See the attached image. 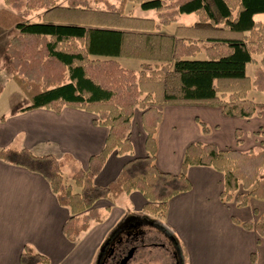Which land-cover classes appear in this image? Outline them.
<instances>
[{"label":"trees","instance_id":"16d2710c","mask_svg":"<svg viewBox=\"0 0 264 264\" xmlns=\"http://www.w3.org/2000/svg\"><path fill=\"white\" fill-rule=\"evenodd\" d=\"M1 1L0 28L16 31L5 53L11 79L29 100L23 111L80 109L95 115L94 123L108 130L87 170L77 167L66 178L63 167L69 158L57 161L25 149L0 150L1 160L48 182L58 204L69 211L62 231L70 242L91 222H102L104 215L94 208L101 199L111 202L137 191L146 202L142 213L161 218L168 201L190 189L185 178L189 166H208L222 174L223 203L234 201L245 208L250 199L264 201V148L240 152L192 143L180 176L160 173L154 165L159 108H218L223 116L239 119L264 110L263 104L248 98L252 89L264 93V23L253 20L264 14V0H95L103 8L92 6L91 0ZM128 3L153 11L155 18L127 12ZM33 13H40L36 22L28 20ZM188 14L196 17L192 25L177 26L171 35L159 31ZM198 54L204 58L196 59ZM120 58L140 62L139 69L123 68ZM248 64L255 66L252 76L246 74ZM2 90L0 84V94ZM136 110L141 111L147 156L126 164L106 187L96 186L94 177L111 153H132L129 134ZM197 122L204 134L210 132ZM235 135L240 138L241 132ZM233 222L264 239V214L254 223ZM20 263L50 264L27 247Z\"/></svg>","mask_w":264,"mask_h":264},{"label":"crops","instance_id":"0c3cea01","mask_svg":"<svg viewBox=\"0 0 264 264\" xmlns=\"http://www.w3.org/2000/svg\"><path fill=\"white\" fill-rule=\"evenodd\" d=\"M3 8L4 4L0 5ZM253 20L264 23V14L254 15ZM194 22L186 16L182 26ZM11 90L20 103L10 98L1 108L0 150L25 149L35 157L51 156L57 161L69 158L63 167L64 178L77 167L86 171L89 159L101 152L108 134L107 128L94 123L95 115L71 107H63L59 113L44 108L23 111L29 100L20 89L18 92L12 86ZM4 91L3 87L0 99ZM159 110L162 119L155 133L154 165L160 173L180 176L185 150L192 143L240 152L264 148V110L250 119L225 117L220 109L203 106L174 105ZM198 120L209 127L208 134L201 131ZM236 130L241 132L240 138ZM246 132L250 133L249 140ZM145 139L141 111L136 110L129 134L132 153H111L95 175L94 184L106 187L126 164L146 157ZM185 178L190 189L172 197L161 218L142 213L146 202L137 191L111 202L101 199L94 208L104 215L102 222H91L76 241L70 242L62 231L69 211L58 204L48 182L37 173L0 159V264H21L25 247L47 257L50 264L57 258H65L63 264H99L112 236L139 229L152 235L150 228L159 229V243L174 245V253L169 251L173 264H264V239L233 222H256L264 214V201L251 213L243 211L253 199L245 208L237 207L234 201L223 203L222 174L208 166H189ZM124 197L126 200L118 203ZM125 220L131 227L123 225ZM136 221L138 225H134Z\"/></svg>","mask_w":264,"mask_h":264},{"label":"rangeland","instance_id":"374dc122","mask_svg":"<svg viewBox=\"0 0 264 264\" xmlns=\"http://www.w3.org/2000/svg\"><path fill=\"white\" fill-rule=\"evenodd\" d=\"M109 1H111L113 3H117L118 0H109ZM0 5L3 6V3L1 0H0ZM91 5L95 6L96 8H103L104 7L101 3H95V0H91ZM126 11L129 13H132L135 16L155 18V14L153 11H143L140 9V7L138 5H135L132 3L127 4ZM39 14L40 13H33V14L29 15L28 20L31 22H36L39 18ZM186 16H188V18H190V20H192V21L196 20V17L194 14L193 15L192 14L191 15H180L175 23H172L166 27H161L159 31L163 34H170L172 32L174 33L175 28L177 26H182L185 23ZM14 34H16L15 29L4 30V29L0 28V83L5 89L4 94L0 99V113H1V108L4 105V102L6 101V104H8L7 101H9L10 98L14 101V103H17V102L20 103V100L15 99L16 96L13 94V91H12L13 88L11 90L12 86H14L17 91L19 90V88L15 85V83L12 82V80H10L11 70L9 68L7 55L5 53V47L8 43V41L10 40V38ZM203 58L204 57L202 54H198L196 56V59H199V60H202ZM117 61L125 69L134 70V71H137L139 69L140 62H138L136 60L120 58V59H117ZM254 69H255V66L253 64H248L246 66V70H245L246 74L248 76H252ZM23 98H25V97H23ZM248 98L252 99L253 101H255L259 104L264 105V93H261V92H258L256 90L252 89L248 93ZM245 137L249 140L250 133L246 132ZM247 139H246V141H247ZM123 200L124 201L126 200L125 197L123 199L119 200L118 203H122ZM261 204H262V201H259V200L257 201L256 199H253L249 208H247V210H245L243 212H248V210H249L251 213L254 207L261 208V206H262ZM152 231H153L152 236H156V238L158 239L157 242H160V240L162 241V235H160L158 230L152 229ZM146 241L148 242L150 240H146ZM159 244H161V243H159ZM162 244H164V247L168 251L174 253L175 248H174V245L172 243H170V242L166 243L165 241H163ZM64 259L65 258H63V260L62 259L60 260L57 258V259L53 260V264H63ZM118 259L119 258L117 256V254H114L112 256V258H110L109 264H117ZM55 261H57V262H55ZM128 264H170V262L168 261V258L166 257V255L163 254L161 251H159L158 249H155V248H153V249L149 248V249H144V251L141 250V251L135 252L132 259L129 261Z\"/></svg>","mask_w":264,"mask_h":264},{"label":"flooded vegetation","instance_id":"af4514ba","mask_svg":"<svg viewBox=\"0 0 264 264\" xmlns=\"http://www.w3.org/2000/svg\"><path fill=\"white\" fill-rule=\"evenodd\" d=\"M124 222L123 225L128 226V228L131 227L130 223L127 220H125ZM134 225H138L137 221L134 223ZM152 229L158 230V232L160 233L159 229L150 228L151 232H153ZM149 233L150 232L147 233L143 231V229H139L137 231L112 236L109 245L106 247V249L102 251L99 264H109V260L114 254H117L119 258L117 262L118 264L120 260H122L127 255L129 250L133 247H143L146 245L148 246L153 244H159V242L156 241V236L149 235ZM146 240L150 241L147 242ZM142 250L144 251V249Z\"/></svg>","mask_w":264,"mask_h":264},{"label":"water","instance_id":"95a60500","mask_svg":"<svg viewBox=\"0 0 264 264\" xmlns=\"http://www.w3.org/2000/svg\"><path fill=\"white\" fill-rule=\"evenodd\" d=\"M149 248H152V249L155 248L161 251L163 254L166 255L170 264H172L171 253L162 244H153V245H148V246L146 245L143 247H133L129 250L127 255L122 260H120L118 264H128L129 261L132 259L135 252L142 250V249H149Z\"/></svg>","mask_w":264,"mask_h":264}]
</instances>
